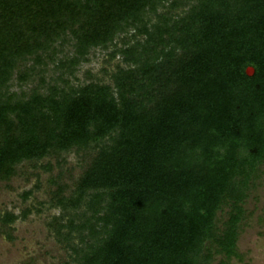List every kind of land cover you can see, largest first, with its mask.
<instances>
[{
    "label": "trees",
    "instance_id": "16d2710c",
    "mask_svg": "<svg viewBox=\"0 0 264 264\" xmlns=\"http://www.w3.org/2000/svg\"><path fill=\"white\" fill-rule=\"evenodd\" d=\"M23 165L50 173L63 264L238 257L264 165V0H0V180Z\"/></svg>",
    "mask_w": 264,
    "mask_h": 264
},
{
    "label": "rangeland",
    "instance_id": "374dc122",
    "mask_svg": "<svg viewBox=\"0 0 264 264\" xmlns=\"http://www.w3.org/2000/svg\"><path fill=\"white\" fill-rule=\"evenodd\" d=\"M104 56L105 51L97 49L90 60L79 67L78 78H83L82 71L87 68L92 73H97L100 67L105 65L102 63ZM108 68L111 69L112 66L109 64ZM51 73L55 76L57 71ZM12 88L17 90L18 86L15 84ZM65 157L62 164L63 180L70 183V175L76 176L80 168L73 153ZM261 169V175L251 187L244 204L245 216L240 223L237 240L239 256L232 257L227 264H264V165ZM35 171L40 173L38 189L34 188ZM57 171L56 167L52 170L53 174ZM49 174L23 165L22 171L10 180H0V215L5 210L19 215L23 208H33L25 219L18 218L9 227L1 226L0 223V264H63L66 260L65 250L47 228V221L56 215L58 210L49 209L47 204H39L47 201L48 190L53 188L46 184ZM28 189L33 192L24 199L21 194ZM36 208L41 211L37 212ZM221 215L225 217L224 213ZM220 260L221 256L216 255L212 264H220Z\"/></svg>",
    "mask_w": 264,
    "mask_h": 264
},
{
    "label": "water",
    "instance_id": "95a60500",
    "mask_svg": "<svg viewBox=\"0 0 264 264\" xmlns=\"http://www.w3.org/2000/svg\"><path fill=\"white\" fill-rule=\"evenodd\" d=\"M245 73L248 75V76H252L253 73H254V68L252 66H247L245 68Z\"/></svg>",
    "mask_w": 264,
    "mask_h": 264
}]
</instances>
